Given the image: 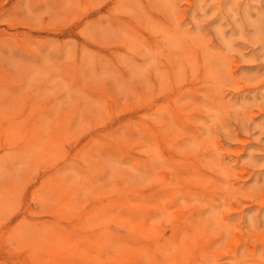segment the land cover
I'll list each match as a JSON object with an SVG mask.
<instances>
[{"label": "rangeland", "instance_id": "obj_1", "mask_svg": "<svg viewBox=\"0 0 264 264\" xmlns=\"http://www.w3.org/2000/svg\"><path fill=\"white\" fill-rule=\"evenodd\" d=\"M264 0H0V264H264Z\"/></svg>", "mask_w": 264, "mask_h": 264}, {"label": "bare ground", "instance_id": "obj_2", "mask_svg": "<svg viewBox=\"0 0 264 264\" xmlns=\"http://www.w3.org/2000/svg\"><path fill=\"white\" fill-rule=\"evenodd\" d=\"M264 199V198H263Z\"/></svg>", "mask_w": 264, "mask_h": 264}]
</instances>
